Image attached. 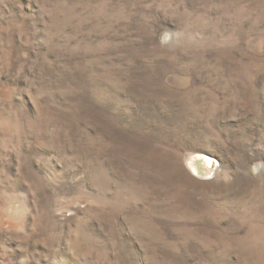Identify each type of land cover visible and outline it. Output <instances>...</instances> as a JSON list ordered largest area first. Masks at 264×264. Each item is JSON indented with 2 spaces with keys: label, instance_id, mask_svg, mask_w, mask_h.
<instances>
[{
  "label": "rangeland",
  "instance_id": "rangeland-1",
  "mask_svg": "<svg viewBox=\"0 0 264 264\" xmlns=\"http://www.w3.org/2000/svg\"><path fill=\"white\" fill-rule=\"evenodd\" d=\"M0 264H264V0H0Z\"/></svg>",
  "mask_w": 264,
  "mask_h": 264
},
{
  "label": "water",
  "instance_id": "water-1",
  "mask_svg": "<svg viewBox=\"0 0 264 264\" xmlns=\"http://www.w3.org/2000/svg\"><path fill=\"white\" fill-rule=\"evenodd\" d=\"M206 157H208L210 160H211V162H212V164L210 163V161H209V167H210V169L211 170H213V163L215 162L214 161V158L212 157V156H210V155H205ZM205 159V158H204ZM214 161V162H213ZM207 163H208V160H207Z\"/></svg>",
  "mask_w": 264,
  "mask_h": 264
},
{
  "label": "bare ground",
  "instance_id": "bare-ground-1",
  "mask_svg": "<svg viewBox=\"0 0 264 264\" xmlns=\"http://www.w3.org/2000/svg\"><path fill=\"white\" fill-rule=\"evenodd\" d=\"M205 161H206V160H205ZM209 161H210V163L212 164L211 160H208V163H207V161H206V163L209 164ZM213 164H214V163H213Z\"/></svg>",
  "mask_w": 264,
  "mask_h": 264
}]
</instances>
